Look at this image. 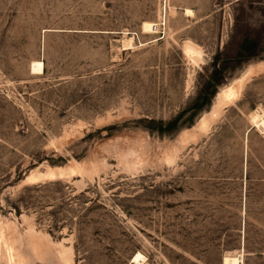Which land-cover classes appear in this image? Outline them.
Segmentation results:
<instances>
[{"label": "rangeland", "instance_id": "rangeland-1", "mask_svg": "<svg viewBox=\"0 0 264 264\" xmlns=\"http://www.w3.org/2000/svg\"><path fill=\"white\" fill-rule=\"evenodd\" d=\"M261 62L264 0H0V224L23 264H64L59 241L72 264L137 251V264H264V70L208 134L177 142ZM142 133L152 146L134 165L128 137ZM83 161V174L21 182Z\"/></svg>", "mask_w": 264, "mask_h": 264}, {"label": "bare ground", "instance_id": "bare-ground-1", "mask_svg": "<svg viewBox=\"0 0 264 264\" xmlns=\"http://www.w3.org/2000/svg\"><path fill=\"white\" fill-rule=\"evenodd\" d=\"M192 12L193 10L191 8L186 9V13L190 14ZM123 44H124V47H127V48L135 47L133 46L134 45L133 36H128V37L123 38ZM183 51L185 55L188 56L194 62L195 61L198 62L199 60L201 61L202 51L200 50L198 45L195 44L194 42L187 40L184 43ZM43 68H44V62L42 59L33 60L30 65V72H33L35 74L36 73L42 74ZM262 70H264V62L252 65L243 73V75L233 80L226 87L222 88L217 93V97H216L217 99L214 105L212 106L211 110L203 114L198 119V122L196 123V125H194L191 128L185 129L180 133L179 138L177 139L178 141L176 140L178 142L179 147L180 146L183 147L184 145L188 144V142L190 141L196 142V140L199 137L208 134L211 131V129L214 127L216 122L222 117L225 108L228 105L235 104V102L241 97V93L245 87L246 82L250 80L252 76L256 75L258 72ZM128 138L130 139L129 141L126 140V142L128 141V146L126 147H130L129 152L134 155L131 163L134 165H136L137 163L139 164L146 156L149 155L152 143L146 133L138 134L134 137L132 136V138L131 137H128ZM176 145L177 144L171 145V142H170V145L167 149H164L162 145L159 147L160 151H163L161 153L164 154L163 155L164 160L170 162L174 159L176 155L175 152L178 149V145L177 146ZM126 163L128 164V162ZM85 168H86V163L83 161V163L82 162H70L68 165H65V166L48 167L44 171H40L38 169L32 170L29 174H27V176L21 182L23 184L24 183H35L41 180L44 181V179H57L61 177L64 178V176L67 177L72 174L82 173L84 170H87ZM6 226L7 225H4L3 223L0 224V249L2 246L3 248H5L10 264H23L26 261L23 255L21 256L20 254H17L16 250H14L15 249L13 247L14 242L12 245L11 244L12 242L10 240L11 238L12 240L14 239L12 235H11V238L7 236ZM29 240L32 246H34L35 252L43 253L46 250L45 242H43V240L41 239V237L37 234L35 230L30 231V236H29L28 241ZM55 244L59 245V248L57 249V255H56L58 260L64 264H72L73 258L69 254L68 249H66L62 245L63 242L59 241ZM142 260H145V255L141 251H137L133 255L131 262H134V264L135 263L137 264V262L139 263Z\"/></svg>", "mask_w": 264, "mask_h": 264}, {"label": "trees", "instance_id": "trees-1", "mask_svg": "<svg viewBox=\"0 0 264 264\" xmlns=\"http://www.w3.org/2000/svg\"><path fill=\"white\" fill-rule=\"evenodd\" d=\"M191 128V127H190ZM188 129V128H187Z\"/></svg>", "mask_w": 264, "mask_h": 264}]
</instances>
